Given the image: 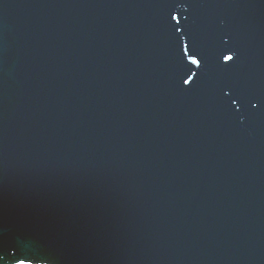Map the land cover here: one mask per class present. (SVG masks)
<instances>
[{"label": "water", "instance_id": "water-1", "mask_svg": "<svg viewBox=\"0 0 264 264\" xmlns=\"http://www.w3.org/2000/svg\"><path fill=\"white\" fill-rule=\"evenodd\" d=\"M0 264H264V0H0Z\"/></svg>", "mask_w": 264, "mask_h": 264}, {"label": "snow or ice", "instance_id": "snow-or-ice-1", "mask_svg": "<svg viewBox=\"0 0 264 264\" xmlns=\"http://www.w3.org/2000/svg\"><path fill=\"white\" fill-rule=\"evenodd\" d=\"M224 59H225L226 61H229V60L232 59V57H231V56H226V57H224ZM193 63H196V61H193ZM20 262H23V260H21Z\"/></svg>", "mask_w": 264, "mask_h": 264}]
</instances>
